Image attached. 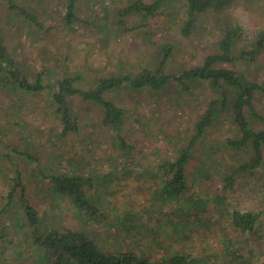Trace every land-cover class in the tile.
<instances>
[{
    "label": "rangeland",
    "instance_id": "obj_1",
    "mask_svg": "<svg viewBox=\"0 0 264 264\" xmlns=\"http://www.w3.org/2000/svg\"><path fill=\"white\" fill-rule=\"evenodd\" d=\"M12 1L34 15L42 28L8 11L0 0V38L8 52L28 72L48 67V81L80 73L86 80L76 85L84 90L94 85L96 76L137 74L141 67L152 68L165 47L172 53L165 72L199 67L205 54L217 53L219 19H234L243 29L246 45L264 30V0H234L222 10H209L187 34L181 31L186 20L183 0L168 1L154 17L128 16L123 26L116 24L115 12L135 0H77L80 22L73 25L62 18L66 0ZM218 67L241 70L249 79L264 83V51L249 66L226 63ZM187 86L188 90H181L171 84L161 93L110 92L109 100L125 112L118 131L102 124L99 107L73 98L79 130L61 137L49 96L20 93L15 98L8 90H0V138L38 159V163L27 162L14 153L7 158L8 149H0V209L16 165L44 229L80 230L104 250L127 249L158 263L181 252L199 258L200 264H264V214L254 230L243 235L227 222L234 209L258 212L264 208L263 181L240 176L224 190L218 175L236 164L234 155L222 149L219 152L225 158L221 162L210 151L221 148L223 139L234 134L229 117L207 129L188 161L185 193L172 200L155 194L161 178L158 161L173 156L177 145L186 142L192 123L215 96L205 82L187 81ZM255 102L256 110L264 115V96ZM118 135L132 145L130 150L119 145ZM37 164L49 174L94 175L95 188L89 195L97 201L101 218L77 215L69 197L56 194L47 181L31 175ZM216 196L221 197L220 205L212 203ZM197 197L201 203L193 205ZM17 206L14 203L0 215V234L4 233L0 235V264H46L42 250L30 245V228L19 226L18 220L24 219ZM127 211L131 216L124 214Z\"/></svg>",
    "mask_w": 264,
    "mask_h": 264
},
{
    "label": "trees",
    "instance_id": "obj_2",
    "mask_svg": "<svg viewBox=\"0 0 264 264\" xmlns=\"http://www.w3.org/2000/svg\"><path fill=\"white\" fill-rule=\"evenodd\" d=\"M2 1L6 3L8 11L18 12L34 26L42 28L34 15H30L18 7L12 0ZM168 1L170 0H153L151 2L135 0L117 9L115 12L116 24L123 26L124 18L133 15H140L144 18L154 17ZM233 1L183 0L186 20L181 28L182 33H189L197 19L207 11L222 10ZM76 2L77 0H66L65 2L66 10L62 18L66 24L73 25L80 22L76 13ZM104 11H106L105 8ZM219 23L216 41L217 53L205 54L199 67H188L181 69L178 73L165 72V62L172 54L171 48L165 47L162 50V55H159L158 62L152 68L150 66L141 67L137 74L131 72L96 76L94 85L85 90L76 85L86 80L84 75L77 72L74 75H64L55 81H48L46 80V75L50 74L48 67L39 71H26V68L18 64L16 57L8 52L0 38V90L2 93L8 90L15 98H18L20 93H45L49 96L52 111L60 124L58 135L61 137L77 133L79 130L75 108H72L73 98L99 107L103 115L102 124L118 131L123 123L125 112L114 101L109 100L107 95L110 92L127 89L161 93L171 84H176L181 90H188L187 81L205 82L209 89L215 93V96L209 101L199 118L192 123L193 132L188 136L186 142L180 143V146L177 145L173 156L166 155L167 157L164 156L158 161L157 170L161 178L159 186L154 190L155 194L172 200L185 193L187 190L185 167L188 161L193 158L194 151L204 139L207 129L218 123L222 117H225L226 120L229 117L228 122L235 132L229 135L230 137L223 139L221 148L217 147L216 150L210 151L213 158L222 162L225 156L219 151L229 150L236 161V164L226 166L227 168L218 175L223 189L231 188L238 177L248 175L252 176L256 182L263 181L264 184V174L259 175L261 171L264 173V115L256 110L255 102L264 96V83L259 84L249 79L247 74L241 70L218 67L219 64L226 63L249 66L258 61L264 51V30L256 34L255 38L250 41V45L249 43L246 45L243 29L234 19L226 17L219 19ZM117 137L122 148L127 150L132 148V145L126 144L119 135ZM27 144L32 148L30 143ZM0 149H8L7 158L11 156V153H14L17 158L38 163L37 157L30 151H22V149L10 146L1 138ZM31 175L47 181L56 194L69 197L75 211L79 212L77 215L86 216L89 220L101 218L102 212L99 210L97 201L95 202L94 197L89 195L95 186L94 175L82 176L77 172L49 174L44 172L38 164L33 168ZM11 182L12 186L7 193L2 209H0V215L7 213L6 211L11 209L14 203H17L21 218L24 219L23 222L18 220L19 226L30 228V237L32 238L30 245L42 250L46 264H200L199 258L181 252L162 258L158 263L136 256L127 249L104 250L80 230L44 229L39 211L27 197L26 184L16 165L12 169ZM212 200V203L220 205L221 197L216 196ZM210 201H207L206 205ZM199 203L201 201L198 197L192 202L193 205ZM124 214L131 216L129 211ZM261 214H264V208L258 212L234 209L228 214L227 222L235 233L243 235L254 230ZM224 233L228 234L229 231L224 230ZM0 235H4V233L1 232ZM25 235L26 233L23 237ZM25 238L27 239V237ZM137 249L139 250V248Z\"/></svg>",
    "mask_w": 264,
    "mask_h": 264
}]
</instances>
